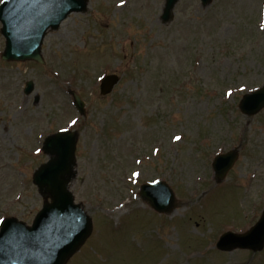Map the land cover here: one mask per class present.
Masks as SVG:
<instances>
[{
    "label": "rangeland",
    "instance_id": "1",
    "mask_svg": "<svg viewBox=\"0 0 264 264\" xmlns=\"http://www.w3.org/2000/svg\"><path fill=\"white\" fill-rule=\"evenodd\" d=\"M125 1L120 10V0H90L86 13L48 35L43 65L4 62L0 34V217L33 223L44 201L32 178L49 157L32 152L74 119L70 191L93 232L69 264H246L252 253H214L212 243L222 232H246L264 209V110L245 116L237 107L243 94L225 95L264 84V0H179L167 25L159 19L165 0ZM105 72L121 80L102 97ZM28 80L36 84L31 95ZM70 91L86 103L84 116ZM176 133L190 151L173 145ZM206 142L212 149L204 154ZM240 148L239 162L214 188L213 152ZM155 179L178 189L171 214L148 205L139 211L140 186ZM253 261L263 264L264 251Z\"/></svg>",
    "mask_w": 264,
    "mask_h": 264
},
{
    "label": "water",
    "instance_id": "2",
    "mask_svg": "<svg viewBox=\"0 0 264 264\" xmlns=\"http://www.w3.org/2000/svg\"><path fill=\"white\" fill-rule=\"evenodd\" d=\"M169 1L164 19L176 0ZM208 1L203 0L204 3ZM85 6L86 0H7L0 11V20L4 24L3 34L7 38L4 59L42 61L40 47L46 31L49 28L57 29L70 13L83 11ZM115 83V79L109 78L103 85L104 89L110 85L104 94L108 93ZM27 86L26 93L29 94L33 90V84L29 83ZM254 98L253 102H247L243 106L244 111L255 113L264 107V89ZM77 101L81 108L82 104L79 99ZM71 135L54 138L48 144L49 151L57 157L36 174V183L40 187L49 186L54 203L47 205L37 216L32 228L15 219H7L4 222L0 233V264H63L88 237L90 222L87 218L83 217L77 224V221H68L63 217L65 211L73 210L71 201L67 198L64 181H60L61 175L66 173V168L73 160L76 136ZM235 157L234 154H229L217 159L215 167L220 179H223L232 166ZM147 188H144V197L157 210L162 212L171 210L169 202L173 200V196L164 185L152 190ZM50 212L55 215V219L49 226L42 224ZM55 222L54 233H48L50 226ZM218 246L224 250L237 247L263 249L264 214L257 226L248 234L244 236L226 234Z\"/></svg>",
    "mask_w": 264,
    "mask_h": 264
},
{
    "label": "snow or ice",
    "instance_id": "3",
    "mask_svg": "<svg viewBox=\"0 0 264 264\" xmlns=\"http://www.w3.org/2000/svg\"><path fill=\"white\" fill-rule=\"evenodd\" d=\"M2 2H3V0H0V3H2ZM124 2H125V0H120V3H121V4H123ZM261 27H264V24H261ZM228 95H229V96L231 95V91L228 92ZM76 123H77V121L74 120V119L70 121V124H72V125H75ZM60 131H66V129L61 128ZM175 139L179 140L180 137L177 136V137H175ZM40 151H41L40 148H37V149H36V152H37V153H40ZM156 151H158V149H157ZM136 163H140V162H139V161H136ZM138 176H140V173H139V172H135V171H133V172L131 173V177H138ZM152 182H153V183H157L155 180H153ZM3 223H4V218H3V217H0V225H2Z\"/></svg>",
    "mask_w": 264,
    "mask_h": 264
}]
</instances>
